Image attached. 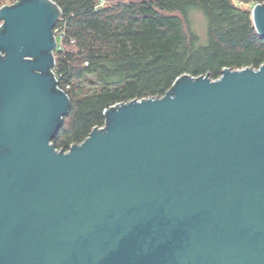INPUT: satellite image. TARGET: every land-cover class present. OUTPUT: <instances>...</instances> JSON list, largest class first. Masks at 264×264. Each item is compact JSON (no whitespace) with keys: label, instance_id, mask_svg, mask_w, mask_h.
<instances>
[{"label":"water","instance_id":"1","mask_svg":"<svg viewBox=\"0 0 264 264\" xmlns=\"http://www.w3.org/2000/svg\"><path fill=\"white\" fill-rule=\"evenodd\" d=\"M59 16L0 7V264H264V62L184 73L57 149Z\"/></svg>","mask_w":264,"mask_h":264},{"label":"trees","instance_id":"2","mask_svg":"<svg viewBox=\"0 0 264 264\" xmlns=\"http://www.w3.org/2000/svg\"><path fill=\"white\" fill-rule=\"evenodd\" d=\"M53 1L60 8L56 27L64 31L53 70L70 99L51 141L57 149L103 126L106 108L161 96L184 73L216 79L223 68L264 62V37L256 33L250 11L232 0ZM196 13L205 18L200 28Z\"/></svg>","mask_w":264,"mask_h":264},{"label":"rangeland","instance_id":"3","mask_svg":"<svg viewBox=\"0 0 264 264\" xmlns=\"http://www.w3.org/2000/svg\"><path fill=\"white\" fill-rule=\"evenodd\" d=\"M117 1H128V0H97L98 2V5H108V4H112V3H115ZM234 4H236L237 6L245 9V10H251L253 8V6L256 4L255 2L253 1H250V2H239L237 0H232ZM14 3V0H0V7L2 5H7V4H12ZM194 24L197 26V27H201V24H203L204 22V25H205V18L204 16H202L201 14L199 13H196L194 15ZM200 33L203 34V36H201L200 34V37H203L202 39H205L206 35L204 33H202V28L199 29Z\"/></svg>","mask_w":264,"mask_h":264},{"label":"built area","instance_id":"4","mask_svg":"<svg viewBox=\"0 0 264 264\" xmlns=\"http://www.w3.org/2000/svg\"><path fill=\"white\" fill-rule=\"evenodd\" d=\"M16 0H14V2H15ZM7 5H9V4H7ZM58 20H61V17L59 16V18H58ZM0 25H1V21H0ZM53 33H54V35H55V38H56V42H57V47H58V38L59 37H63V35H64V31L62 30V28H60V27H56V25H55V27H54V29H53ZM56 47V48H57ZM57 78V77H56Z\"/></svg>","mask_w":264,"mask_h":264}]
</instances>
